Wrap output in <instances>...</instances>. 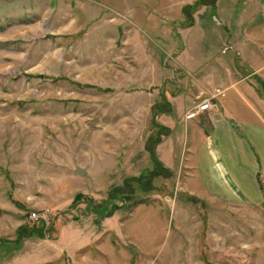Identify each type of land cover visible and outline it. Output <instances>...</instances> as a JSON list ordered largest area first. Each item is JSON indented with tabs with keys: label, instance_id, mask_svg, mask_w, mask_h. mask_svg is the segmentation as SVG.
<instances>
[{
	"label": "rangeland",
	"instance_id": "obj_1",
	"mask_svg": "<svg viewBox=\"0 0 264 264\" xmlns=\"http://www.w3.org/2000/svg\"><path fill=\"white\" fill-rule=\"evenodd\" d=\"M195 1L0 0V214L6 211L1 237L10 236L13 211L26 219L27 211L63 207L71 194L85 189L107 187L104 190L127 199L129 207L138 199L175 200L170 189L176 179L155 177L157 161L165 159L170 166L181 167L188 157L192 143L182 108L191 89L180 86V100L174 101L173 110L157 117V124L166 121L167 132L149 126L146 104L156 97V90L134 79L139 74L138 50L124 49L122 34L110 43L108 36L116 29L106 24L96 27V21L113 9L120 12L127 2L135 12L157 10L177 19L171 37L181 50L176 57L181 64L193 58L209 63L216 54L231 62L241 40L248 50L253 48L255 40L249 36L257 37L255 31L264 23V0H213L196 5L190 19L182 15V7ZM141 35V41L148 38L147 47L151 40L164 46L161 36L159 41L149 33ZM226 48L230 50L224 52ZM239 60L241 68L236 72L241 75L249 68L243 58ZM256 71L264 80V68ZM128 74L131 80L125 78ZM256 77L247 82L262 92L264 82ZM195 84L202 96L214 87L227 92L220 83ZM162 89L171 88L165 82ZM260 95L262 100L257 98L253 106L264 119V94ZM76 166L88 173L79 176ZM147 174L153 176L148 181ZM140 177L142 188L148 189L139 188L135 178ZM259 184L264 196V182ZM196 211L201 213L199 208ZM259 215L253 235L259 238L254 240L256 248L239 245L234 237L211 242L210 264H264V216ZM234 222V217L228 220L232 228ZM195 225L170 224V220L161 224L148 211L137 223L131 243L157 264H189L187 246L207 247L198 243V233L194 242L187 241Z\"/></svg>",
	"mask_w": 264,
	"mask_h": 264
},
{
	"label": "crops",
	"instance_id": "obj_2",
	"mask_svg": "<svg viewBox=\"0 0 264 264\" xmlns=\"http://www.w3.org/2000/svg\"><path fill=\"white\" fill-rule=\"evenodd\" d=\"M120 10L116 13L113 9L106 13V17L99 16L96 27L103 24L114 27L116 33L108 36L110 43L115 44L118 35L122 34L123 48L131 47L132 52L138 50L139 74L134 79L148 84L146 88L156 90V97L146 104L149 126L153 124L166 130V121L157 124V117L173 110L174 101L180 100V86L191 89L182 108L183 121L187 122L186 136L190 145L192 143L188 157L181 167L177 163L170 166L165 159L157 161L155 177L176 179L170 189L175 200L148 203L138 199L129 207L127 199L104 190L107 187L81 190L71 194L63 207L50 209L52 220L46 228L47 236L40 222L18 218V211H13L16 217L11 220L10 236L1 237L4 230L2 214H6L2 211L0 264H132L135 259H139L140 264H157L131 243L137 223L148 211L161 224H167L168 220L170 224L181 223L183 226L195 222L197 226H193L187 241L194 242V235L198 233L201 236L198 243L202 241L207 247L187 246L189 264H210V244L217 240H232L234 237L239 245L256 248L254 240L259 241V238L253 239V235L258 231L259 214L264 216L263 195L259 189V181L264 182V119L253 103L262 100L260 94H264V88L260 92L247 80L256 74L259 82L261 77L256 70L264 68V23L259 25L258 33L255 31L257 37L249 36L257 42H253V48L248 50L241 40L240 46L234 47L231 62L216 54L209 58V63L193 58L181 64L176 58L181 50L174 46L171 37L177 19L157 10L135 12L130 2L122 5ZM141 33L146 37L147 33L157 36L159 41L161 36L164 46L151 40V47H147L145 42L149 40L141 41ZM104 48L107 49L106 44ZM241 58L249 71L240 75L237 72L241 67L237 61ZM239 62L243 65V61ZM95 68H99L98 63ZM125 78L131 80L129 74ZM260 80L264 82L262 78ZM165 82L170 90L162 89ZM200 82L214 86L220 83L227 88L226 95L216 110L186 119L185 112L202 97L201 87L195 84ZM76 168L80 167L76 166L75 172ZM80 169L84 172L82 175L77 173L79 176L88 173ZM16 206L24 208L20 203ZM198 208L201 213L196 211ZM232 217L235 221L233 228L228 224ZM199 227L201 230H197ZM38 228L42 231L36 230ZM208 235L212 239H207Z\"/></svg>",
	"mask_w": 264,
	"mask_h": 264
},
{
	"label": "built area",
	"instance_id": "obj_3",
	"mask_svg": "<svg viewBox=\"0 0 264 264\" xmlns=\"http://www.w3.org/2000/svg\"><path fill=\"white\" fill-rule=\"evenodd\" d=\"M225 96V89L222 87H214L201 97V99L189 108L184 118H190L205 112H211L218 108L221 99ZM26 219L30 222H40L43 226L44 235L47 236L46 228L52 220L50 210L46 207L34 209L26 212Z\"/></svg>",
	"mask_w": 264,
	"mask_h": 264
},
{
	"label": "trees",
	"instance_id": "obj_4",
	"mask_svg": "<svg viewBox=\"0 0 264 264\" xmlns=\"http://www.w3.org/2000/svg\"><path fill=\"white\" fill-rule=\"evenodd\" d=\"M205 2H208V3H212L213 2V0H197V1H195V3L194 4H189V5H186V6H183L182 7V9H181V13H182V15H184V16H187L189 19L191 18V16H190V13H191V11H192V9H194L195 8V6L196 5H198V4H200V3H205ZM188 20V19H187ZM190 21V20H189ZM183 25H184V23H182ZM147 177H145L144 176V178L146 179V181H148V177L150 178L151 176L150 175H146ZM141 178L142 177H140V178H135V180L137 179L138 181V183H139V185H142V181H141ZM138 185V186H139ZM146 186V185H145ZM139 187H142V186H139ZM147 189H148V187H146ZM263 199H264V196H263ZM13 200V199H12ZM15 203H18L17 201H14ZM36 230H38V231H42V229L40 230V228H38V229H36ZM43 233V232H42Z\"/></svg>",
	"mask_w": 264,
	"mask_h": 264
},
{
	"label": "water",
	"instance_id": "obj_5",
	"mask_svg": "<svg viewBox=\"0 0 264 264\" xmlns=\"http://www.w3.org/2000/svg\"><path fill=\"white\" fill-rule=\"evenodd\" d=\"M230 50V48H226V49H224V51H229ZM83 170L82 169H80V168H76V173H78L79 175H82L83 174Z\"/></svg>",
	"mask_w": 264,
	"mask_h": 264
}]
</instances>
